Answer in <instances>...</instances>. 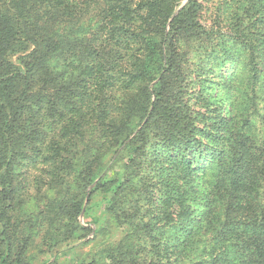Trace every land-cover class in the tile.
<instances>
[{"label": "trees", "instance_id": "obj_1", "mask_svg": "<svg viewBox=\"0 0 264 264\" xmlns=\"http://www.w3.org/2000/svg\"><path fill=\"white\" fill-rule=\"evenodd\" d=\"M183 1L0 0V264L95 194L124 233L67 264H264V0Z\"/></svg>", "mask_w": 264, "mask_h": 264}, {"label": "rangeland", "instance_id": "obj_2", "mask_svg": "<svg viewBox=\"0 0 264 264\" xmlns=\"http://www.w3.org/2000/svg\"><path fill=\"white\" fill-rule=\"evenodd\" d=\"M186 1L187 0H184L182 2V5ZM230 1H232V0H230ZM210 2L206 3V8L209 7ZM243 3H245V2H243ZM263 3H264V1H263ZM224 5H225V3L223 2V5L220 8H222ZM236 5H237V3L235 0L232 1V3L230 4V6H236ZM212 8L215 9V7H212ZM225 8L230 12L228 21H231L230 17L233 15V12H234L233 9L235 7H225ZM242 11H244V9H242ZM207 14L210 15V9L209 8H207ZM217 80L218 79H214V81H217ZM215 87H216L215 85H212V93H213ZM86 200H87V198L84 201V207H83L82 212L80 213L79 221L81 223L92 222V219L97 218L98 222L86 224V226L90 227L92 231L84 239H82L81 241L76 242L74 244H71V245H73L72 247L67 248V249L65 248L64 249L65 251L59 254V258H60L61 263L67 264L71 261L76 262L81 258L87 257L89 254H93V253L97 252L96 250L100 246V245H97V242H99L101 240V238L103 240H106V241L107 240H118L124 233V229L111 228V230H107L103 234L98 233L96 236H93L94 231L95 230L98 231L99 229H101L102 224L105 221V206L107 204V199L103 195L95 194L94 196L91 197L89 209L87 210V212H84ZM95 237H97V238L95 239ZM43 257L47 258V257H49V255H45Z\"/></svg>", "mask_w": 264, "mask_h": 264}]
</instances>
